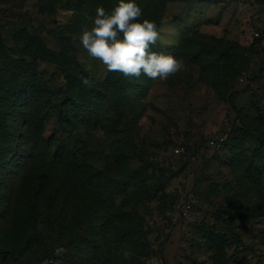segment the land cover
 Returning a JSON list of instances; mask_svg holds the SVG:
<instances>
[{
    "label": "rangeland",
    "instance_id": "1",
    "mask_svg": "<svg viewBox=\"0 0 264 264\" xmlns=\"http://www.w3.org/2000/svg\"><path fill=\"white\" fill-rule=\"evenodd\" d=\"M97 7L99 0H0V78L4 62L21 64L15 41L33 36L60 54L54 63L35 61L53 100L76 68L100 85L109 70L80 43ZM158 30L159 53L182 59L184 69L164 80L140 77L142 94L124 108L99 104L98 126L67 134L51 118L46 134L63 138L70 157L96 172L128 159L126 169H141L146 185L159 189L138 202L130 188L114 199L144 219V264H264V0L169 2ZM3 97L0 124L8 120L12 135L4 160L0 149V249L21 237L6 210L24 164V117ZM28 179L30 192L42 186L40 175ZM63 184L39 190L36 206L45 217L34 214L27 226L30 248L0 264H99L70 242L85 233L78 221L87 224L86 193ZM57 248L64 251L57 255Z\"/></svg>",
    "mask_w": 264,
    "mask_h": 264
},
{
    "label": "trees",
    "instance_id": "2",
    "mask_svg": "<svg viewBox=\"0 0 264 264\" xmlns=\"http://www.w3.org/2000/svg\"><path fill=\"white\" fill-rule=\"evenodd\" d=\"M189 1L136 0V3L142 9L140 20L155 21L159 29L162 12L167 3ZM118 2L119 0H99V4L107 12H111ZM259 42L260 40L256 41ZM15 43L18 46V59L15 61L21 64L9 66L4 62L5 66L1 67L4 76L0 78V92L3 98L11 102L13 111L24 117L19 126L22 131L19 141L20 155L24 159L22 162L24 164L20 165L22 169L18 182L12 188V200L6 210L8 216L16 215L18 220L16 231L21 237L0 249V262L22 255L25 249L30 248L29 240L32 239L30 234L33 229L31 227L28 229L27 226L32 222L34 214H42L36 206L35 196L45 183L47 187L48 182H51L49 188L57 186L59 190L62 183L63 186L68 183L73 191L86 193L83 210H86L87 224L78 221L85 228V233L78 244L74 240L76 234H71L70 242L75 248L84 247L86 252L93 255V262L99 264H144L142 258L149 250L145 240L147 231L144 219L135 208L127 211L116 206L114 199L130 188L133 190L134 202H138L140 199L150 197L152 193H157L159 189L152 191L146 185L141 169H126L124 165L128 159H117L115 162L118 168L108 164L102 172H96L87 167L85 162L70 157L63 138L55 133L46 134V127L51 118H54L55 125L67 134L78 130L80 126H98L100 116L98 105L105 103L121 109L131 101L134 102L136 95L140 97L142 94L141 85L137 83L139 78L109 71L105 80L98 85L76 68L65 74L68 87L62 98L53 100L52 92L38 78L35 61L40 59L54 63L60 54L50 50L39 37L28 36L26 41ZM0 47L5 48L1 43ZM158 50L156 42L152 45V51L159 53ZM25 57L29 58V61ZM85 78L89 84L83 83ZM6 111L10 113L9 109ZM10 126L8 120L5 124H0V149L3 147L5 149L3 160L7 158L8 151H11V145H7L12 135L9 131ZM56 171L58 175L55 174ZM34 174L37 177L40 175L42 186L32 193L28 178ZM114 181H122L124 184L113 187L111 183ZM99 213L101 216L90 218L91 214ZM119 251L122 253L117 256L115 253ZM123 252H127V258L123 257Z\"/></svg>",
    "mask_w": 264,
    "mask_h": 264
},
{
    "label": "clouds",
    "instance_id": "3",
    "mask_svg": "<svg viewBox=\"0 0 264 264\" xmlns=\"http://www.w3.org/2000/svg\"><path fill=\"white\" fill-rule=\"evenodd\" d=\"M141 17L136 0H119L111 12L97 7L93 26L82 31L80 43L89 56L124 76L164 80L184 69L182 59L152 51L160 31L155 21ZM83 83L89 84L88 79ZM55 251L59 255L64 250Z\"/></svg>",
    "mask_w": 264,
    "mask_h": 264
},
{
    "label": "built area",
    "instance_id": "4",
    "mask_svg": "<svg viewBox=\"0 0 264 264\" xmlns=\"http://www.w3.org/2000/svg\"><path fill=\"white\" fill-rule=\"evenodd\" d=\"M178 152V150H176V153Z\"/></svg>",
    "mask_w": 264,
    "mask_h": 264
}]
</instances>
